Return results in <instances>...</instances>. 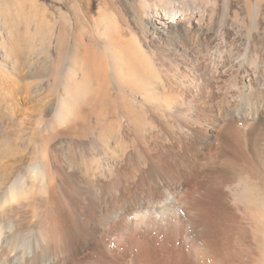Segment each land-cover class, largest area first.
I'll return each mask as SVG.
<instances>
[{
	"label": "rangeland",
	"instance_id": "obj_1",
	"mask_svg": "<svg viewBox=\"0 0 264 264\" xmlns=\"http://www.w3.org/2000/svg\"><path fill=\"white\" fill-rule=\"evenodd\" d=\"M155 12H175L182 21L197 15L202 26L171 31L160 40L148 27ZM75 36L80 44L77 52L69 49ZM11 38L19 44L12 53L23 56V43H36L37 47L35 55L29 56V67L21 68L19 60L15 64L7 58L6 69H0L21 88L14 93L20 101L15 124L0 123V147H19L30 162H42L51 172L45 192L35 187L33 199L5 208L2 217L7 222L36 228L43 212L52 214L60 204L67 214L69 249H77L76 264H90L96 243L106 250L111 242V248L119 252L124 248L119 224L103 225L98 217L119 212L130 214L132 220L131 213L144 196L142 175L147 177L156 170L151 157L161 154L177 172L178 179L170 185L181 195L164 215L136 210L139 217L131 221L132 227L130 224L127 264H158L151 255L141 254L140 248L142 243L158 248L160 242L183 250L191 258L189 264L202 263L195 257L201 242L222 258L220 264H264L256 253V239H264V196L255 195L234 179L238 166L243 165L252 178L264 180V161H258L251 148L257 134L264 136V107L260 109L257 100L240 99L233 90L239 65L253 70L255 84L264 86V0H0V63ZM40 41L43 48L38 46ZM133 41L148 60L149 86L155 81L153 86H157L146 97L138 90L136 100L129 96L134 87L127 82L129 68L124 62L135 49L126 44ZM56 42L62 46L58 54L53 50ZM248 48L256 52L254 63L242 62ZM30 70L36 77L28 76ZM217 71L228 76L218 80ZM76 81L78 95L72 87ZM23 85L31 88L24 91ZM4 86L0 83V93ZM59 97L70 115L65 125L55 118ZM74 97L78 102L72 104ZM237 108L254 119H237L231 128L225 125L213 137L194 133L196 118L225 120ZM135 110H140L138 120L142 117L143 124L134 136ZM222 155L234 158L233 168L222 162ZM1 177L0 172V198L9 187ZM169 193L173 195V191ZM198 220L199 226L193 229L191 223ZM106 228L111 230L108 243L103 242Z\"/></svg>",
	"mask_w": 264,
	"mask_h": 264
},
{
	"label": "bare ground",
	"instance_id": "obj_2",
	"mask_svg": "<svg viewBox=\"0 0 264 264\" xmlns=\"http://www.w3.org/2000/svg\"><path fill=\"white\" fill-rule=\"evenodd\" d=\"M149 15H148V17H149ZM196 16L197 15H195V17L191 16L189 18H184L186 20L182 21V19L180 18L181 15L180 14L178 15L175 12L172 13L171 15L167 12H162V13L155 12L153 15L151 14L149 19H148V27H150L151 33L153 35H155L158 39L161 40V38L166 36V34L171 32V31L182 32L185 30L187 31L188 29H191V30L192 29H194V30L199 29L202 26V23L200 22V18H197L199 16H197V17ZM78 40L79 39H77L75 36L74 41H73V45H71L70 47H69V45H70L69 43H68V45L67 44H65V45H67L66 47H69V49L72 48V51L77 52L79 50V47H80ZM59 43L56 42V44L54 45L53 50H54V53H56V54H58L59 47H62V46H60L61 44L58 45ZM43 44H42V41H40L38 43V46H40V47L42 46V48H43V46H44ZM249 45H252V44H249ZM18 46H19V44L17 43L16 40L14 41L13 38H11L7 42V47H6L7 50L2 54L4 59L0 63V69H3V70L6 69V65H4V63L6 62V60H9V59L12 63H15V64L19 60V65L21 68H27L30 66V64H31V58L30 57L32 54L35 55L34 54L35 48L37 47L36 43H32L30 45H24V43L21 44L22 47L20 48V50H22L23 56L16 53V52L12 53V51ZM126 46H129L131 49L135 48V49H132L130 51L128 57L124 61V62H126V66H128L127 68H129L128 69L129 72L127 74V79H128L127 82L130 81L132 83V86L134 87L130 90L129 96L133 100H136V92L138 90H140V92L145 95L144 97H146L147 94L151 95L152 93H154L153 90L157 89V86H153L156 82L154 76H153V78H154L155 82H153L152 87L149 86L148 82L150 81L151 78H150V75H148V71H147L146 63L148 62V60L145 57L144 53L141 51L142 48H140V46L138 45V43L136 41H133L132 43L130 42V45L127 43ZM258 46H260V45L258 44ZM253 47H255V46H253ZM245 48H246V45H245ZM45 50H46V48H45ZM250 50H249V48L246 49V51L243 53V56L241 55L242 56L241 59H242L243 63H244V60H246V59H248L250 62H253V61L255 62L254 59L258 58V57L255 58L256 52L251 51L252 52L251 53ZM254 50H256V49H254ZM70 51H71V49H70ZM261 53H263V52H261ZM117 54L115 53V55H117ZM7 58H9V59H7ZM15 60H16V62H15ZM115 60L117 62V59H115ZM236 60H238V59H236ZM120 61H122V60H120ZM238 62H240V59ZM238 62H237V64H239ZM256 62H257V60H256ZM149 64L151 65L150 61H149ZM121 65H123V64H121ZM15 67L16 66H13L12 69L15 70L16 69ZM148 68H150V67H148ZM249 68H250V66H249ZM150 71H151V69H150ZM218 73H219L218 74V80H221L222 78H225L228 76V74L225 73L224 71H222V72L219 71ZM237 74H238V82L235 83L236 86H235V89H233V90L237 91V93H238L236 96L240 97V99L247 98L248 100H251V101H252V99L257 100L256 102L259 105L260 109L261 108L263 109V107H264V86L260 87L257 84H255L256 83V76H255V73L253 72V70L251 71L249 69H245L243 67V65H239L237 67ZM0 75L2 78L1 79L2 81L0 83L5 85L4 87H2L3 89H1V93L3 91L4 96L3 97L0 96V119H1L0 123L2 124V120H4V122H6V120H8V121L15 124V121H16L15 111L19 110L18 106H20V104H19L20 101L17 102V100H15V98H14V95L19 90H21V88L19 87L20 85L17 84L18 82H16L14 79H12V77L9 78V76L6 75V73L4 75H2V73H0ZM28 76L31 78L36 77L34 72H31V70L28 73ZM77 82L78 81H76V83L72 86L75 89L74 95L75 94L78 95V93H79L78 89H79L80 85L77 84ZM23 86L24 87H22V88L24 89V91H27L31 88L28 85L27 86L23 85ZM153 88H155V89H153ZM62 90H64V89L62 88ZM5 91H7V92H5ZM235 91H233V92H235ZM124 92H126V91H124ZM212 95H210V96H212ZM140 97H141V102H143L142 96H140ZM74 99L72 98V101H70V102H72V104L74 102L75 103L78 102L75 97H74ZM64 104L65 103H64L63 99L60 98L58 103H57L56 111H54V112H56L55 118H58V120H59L58 122H60V124H64L66 119L69 118L68 116H70V115H68L69 111L67 110L68 104H66L67 108L64 106ZM46 105L47 104L45 103V105L43 107L45 109L44 111H46V107H45ZM69 105H70V103H69ZM135 105L140 106L138 102H136ZM43 108H42V110H43ZM133 108L134 107H132V109ZM165 108L167 109V107H165ZM211 109L212 108H210L209 110L211 111ZM237 109L238 110H235V113L233 116L226 115L227 118L225 120H222V119L220 120V119L215 118L212 122H210L204 118L198 117L199 119L196 118V121H194V123H193L195 128L197 127L198 129L196 128V129H194V130L192 129V130L194 131V133H197V135H198V133H200L199 135L203 134V135H205V137H213L217 133V131L219 129H221V127L223 128V126L226 125L225 126L226 129L231 128L234 124V121H236L237 119L238 120L240 118H245L248 120L254 119V116L244 114V113L241 114V112H240L241 109L240 108H237ZM20 110H21V107H20ZM22 110H23V108H22ZM49 111L51 112L50 109H49ZM47 113H49V112L47 111ZM139 114H140V110H137V111L135 110L134 119L132 121L134 136L139 132V128H140L139 126L141 124H143L142 117L140 120H138ZM118 116H119V114H118ZM117 119H118V117H117ZM4 124L5 123H3V125ZM141 129H143V128H141ZM124 131H127V130H124ZM0 132H1V129H0ZM3 137H1V142L3 140L2 139ZM136 139H137V137H136ZM254 141H255L254 147H251L253 150V153H254L253 155H255L256 159L257 160L259 159L260 162H261V160L264 161V136H263V138H261V135L258 136V134H257ZM3 142H7L6 144L10 145L8 143L9 141H7V139H5ZM144 148H146V147H144ZM178 148L182 149V150L185 149L186 151L195 150L194 149L195 147H178ZM144 151L146 153H148L147 148L144 149ZM158 155L159 156L151 157V161L156 164V166H155L156 170L151 171L147 177H145V174L142 175V181H143V187H144V196L141 197V199L139 200L138 207L136 206L137 207L136 210L137 211L140 210V212H143L144 214L150 213V214L164 215V213L166 211H168L171 207L175 206L178 203V197H180V195H181V192L179 189H176V187L174 188V186L171 187V185H170L171 184L170 182L178 179L176 170H174L172 165H170L167 161L163 160V156H160L161 154H158ZM199 157H200V155L198 156V158ZM233 160H234V158L232 159V158H228V157H223V155H222V162H224L228 165L231 164V166H232V164H234ZM237 166L238 165H236V167ZM232 168H233V166H232ZM248 170L250 171V169H248L246 166H243V165H241V167L238 166L237 171L234 173L235 181L240 183L242 186H244L245 189L248 188L249 190H251L253 193H255V195L259 194V196H260V194H261L264 196V194H263L264 193V180L260 181L259 179H256L257 177L252 178L251 173ZM0 172L2 174L1 179L3 178L2 180L4 181V183L6 182L7 184H9V187L7 189L6 194L2 198H0V264H76L77 262H75L74 258L76 256L77 249L76 248L73 250L69 249V245L67 243L68 239H69L68 234H67V226H68L67 225V214L64 212L62 205L59 204L56 211L52 214L49 211L43 212L41 219L39 220V223H37L38 226L36 228L35 227L34 228H23L21 226H17L14 222H7L2 217V214H3L2 212L5 210V208H7L11 205H15V204L16 205H22L24 203H21V202H25V201H29L30 199H33V197L35 196L34 195V192H35L34 188L35 187H38L39 192H41V193L45 192L46 187L49 184V176H50V172H51V170H49V166L42 163V162H38V161L37 162H30L28 160L27 156L22 154V151L19 147L5 146V147H0ZM36 190H37V188H36ZM170 190L173 191V195H170V193H169ZM246 191L247 190L244 191V189H243V192H244L243 194H245ZM251 191L250 192L248 191V192L251 193ZM197 203H200V202H197ZM208 204H209V202H208ZM132 209L133 208L131 207V210ZM263 209H264V207H263ZM136 210L134 211L133 215L131 213V216H134L132 218V220H130V218H129L130 214H129V216H124V215H121V213L119 214V212L113 213V214H103V215H100L98 217V221L100 224L104 225V224H107L109 222L110 223L116 222V224L117 223L119 224L118 236L121 239L124 248L119 252H117L116 250L114 251L113 246L111 248V246H110L111 244L109 245V243H111V242L108 241L111 239H107V237H109V234L111 233V230L109 231V229L106 228L103 230V234H104L103 235V242H107V241L109 242V243L107 242L108 243L107 248H106V250H105V248H104V250H101L100 247L96 243V246H94L91 249L90 255L93 257L89 259L90 264H127L128 263L127 259L130 257V254H131V251L129 252V250L131 249L130 246H131V241H132L130 224H131V221L133 223L134 218L136 220V217H139V213L137 214ZM263 215H264V213H263ZM261 219H262V217H261ZM95 220H97V219H95ZM197 223L200 224L199 220L196 222L193 221L191 223V226L193 229H195L196 227L199 226V225H197ZM262 225L263 226H261L262 227L261 229L264 232V220H263ZM131 227H132V224H131ZM100 233H101V231H100ZM88 240H89V238H88ZM104 244H106V243H104ZM168 245L169 244H166V242L165 243L160 242V246L158 248H156V247L154 248V247H149L145 243H142L141 248H140V252L143 255L144 254L151 255V258L156 260L158 262V264H189V262L191 261L190 260L191 258L189 259L188 256H185L186 253L184 254L183 250L181 251L180 249H177L175 246H172V245L168 246ZM207 246L208 245L205 244L204 242H201L198 245L197 250L200 252V254H199L200 257H199V255H197L198 254L197 253L195 255L196 260L198 262L200 261L202 263H203V261H206L208 264L214 263V262L216 264H220L222 262V258L218 257V255H216V254H213L210 251V249L209 250L207 249L208 248ZM256 253H257V256H259L261 258V260H263V262H264V239L262 241L259 239H256ZM188 255H190V254H188ZM222 256H223V254H222ZM218 258H220L221 261ZM137 262H138V264H140L139 261H137ZM206 262H204V263H206ZM143 264H144V262H143ZM194 264H195V262H194Z\"/></svg>",
	"mask_w": 264,
	"mask_h": 264
}]
</instances>
